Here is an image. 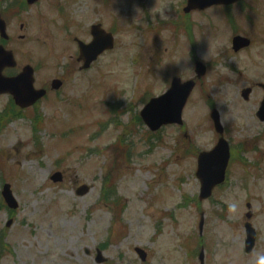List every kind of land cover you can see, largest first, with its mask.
<instances>
[{
  "label": "rangeland",
  "instance_id": "rangeland-1",
  "mask_svg": "<svg viewBox=\"0 0 264 264\" xmlns=\"http://www.w3.org/2000/svg\"><path fill=\"white\" fill-rule=\"evenodd\" d=\"M54 1L59 5V0H39L24 9L11 27L14 35L24 25L23 42H13L23 64L32 59L39 68L38 85L50 81L58 73L57 60L62 63L70 53L50 50L51 40L63 47L66 39L59 33L63 23ZM109 2L75 0V7L78 18L87 15L92 22L115 27L117 49L86 76L69 77L66 104L53 103V97L44 103L37 133L32 116L0 127V264H96L98 250L103 264H200L202 250L205 264H264L261 174L253 165L244 169L240 148H235L227 182L207 200L198 198L197 176L198 153L218 140L210 119L213 107L230 144H248L250 164L263 154L255 115L260 92L255 89L245 101L241 91L262 76L264 0L186 17L180 11L183 0ZM169 21L180 29L178 48L171 40L173 27H166ZM234 32L254 37L249 52L236 54L231 45V52L226 51ZM191 51L207 63L220 62L219 69L198 81L182 127L152 133L136 117L174 75L187 80L195 74ZM8 101L0 96V112ZM58 170L65 173L61 184L50 179ZM5 182L17 200L15 211L1 195ZM83 187L88 192L79 195L77 188ZM248 203L257 230L250 254L244 251ZM136 247L147 251L146 261Z\"/></svg>",
  "mask_w": 264,
  "mask_h": 264
},
{
  "label": "water",
  "instance_id": "water-1",
  "mask_svg": "<svg viewBox=\"0 0 264 264\" xmlns=\"http://www.w3.org/2000/svg\"><path fill=\"white\" fill-rule=\"evenodd\" d=\"M29 3H33L35 0H28ZM233 2L235 0H190V6H193L196 2L199 3L201 8L213 4H219L222 2ZM95 40L92 44L86 47L84 50L88 52L90 61H92L99 52L107 47H112L110 40L102 38L100 33H95ZM235 48L239 49L249 44L243 38H235L234 40ZM5 51L0 48V93L11 92L18 105L22 107L29 106L35 101V98L41 97L42 93L36 92L33 88L32 79V69L26 67L22 75L16 79H5L1 76V71L6 66L14 65L13 55L11 53H4ZM188 92V88H178L176 87L170 95L167 97L154 101L148 108L144 111V117L146 121L152 126V128H158L161 124L169 122H180L181 109L185 102V95ZM249 90L245 91L244 96L248 98ZM264 110L259 112L262 113ZM215 120L217 130L222 133L223 129L220 125L219 114L217 111L212 113ZM264 119V115L261 116ZM201 168L200 172L202 175V193L201 198H206L211 195L212 189L218 184L224 181L225 171L229 160V147L227 143L220 139L219 144L214 149L213 154L201 155ZM59 176L54 177L57 180ZM87 189L81 190V193L86 192ZM7 202L11 207H16L17 204L12 197L9 185H6L3 192ZM250 216V214L248 215ZM247 227H250L249 225ZM255 242V234L252 229H248V239H247V250H251ZM141 257L146 258V254L138 249Z\"/></svg>",
  "mask_w": 264,
  "mask_h": 264
},
{
  "label": "flooded vegetation",
  "instance_id": "flooded-vegetation-1",
  "mask_svg": "<svg viewBox=\"0 0 264 264\" xmlns=\"http://www.w3.org/2000/svg\"><path fill=\"white\" fill-rule=\"evenodd\" d=\"M23 1L24 0H1L0 2V18L5 20L6 27H7V33H8V39L3 40L0 38V44H3L6 48L11 49L14 53H17L15 43L13 42L16 40L21 41V33H12L11 27L12 24L14 23L13 19L15 18L18 19L20 14L22 13L20 11V8L23 7ZM75 0H64V4L66 6V11H65V20L61 19L63 21V25L65 26L68 34H67V39L69 40V44L71 46V49L75 51L74 55H70V60H71V65L72 68L75 69V71H78L82 73V70H80L82 63L79 61V40H82L85 43H89L92 39V36L90 34V29H91V24L89 23V18L87 15L82 16L81 18H78L77 16V9L74 4ZM102 22V21H101ZM22 25V24H21ZM20 25V32H22ZM104 27V26H103ZM107 31L112 32L114 34L116 28L115 27H110L108 25V28L104 27ZM73 33H76V35H72ZM3 42V43H2ZM108 52H105V54ZM23 64L20 62H17L16 66L13 68H8L4 70V75L8 77H14L18 75L22 69H23ZM264 69V65L262 66ZM37 73V71H36ZM35 73V75H36ZM66 76H60L57 75L53 79H60L62 80L63 85L66 83ZM52 79V80H53ZM264 81V79H263ZM47 90V95L48 96H53L58 93V91H53L51 89V82L50 84L46 83L44 86ZM261 91H263L261 89ZM37 106H35L33 109L35 110ZM264 130V129H262ZM105 262V258L103 257H96L95 258V263L96 264H103ZM47 264H52L51 261L47 262Z\"/></svg>",
  "mask_w": 264,
  "mask_h": 264
}]
</instances>
